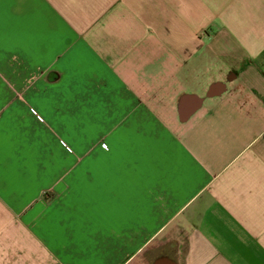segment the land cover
Listing matches in <instances>:
<instances>
[{
	"label": "crops",
	"instance_id": "obj_1",
	"mask_svg": "<svg viewBox=\"0 0 264 264\" xmlns=\"http://www.w3.org/2000/svg\"><path fill=\"white\" fill-rule=\"evenodd\" d=\"M0 264H264V0H0Z\"/></svg>",
	"mask_w": 264,
	"mask_h": 264
}]
</instances>
